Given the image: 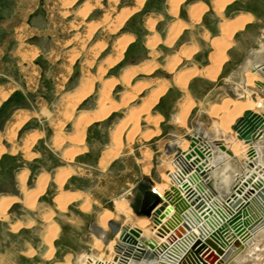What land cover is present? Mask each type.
I'll return each mask as SVG.
<instances>
[{
  "label": "rangeland",
  "instance_id": "obj_1",
  "mask_svg": "<svg viewBox=\"0 0 264 264\" xmlns=\"http://www.w3.org/2000/svg\"><path fill=\"white\" fill-rule=\"evenodd\" d=\"M146 1L148 2V0ZM162 1L163 0H154L151 4L145 2V4H147L145 7H143L144 4L138 11L129 15L121 27L117 30H113V25L109 23L106 25V23L103 22L105 15H110L111 19L115 21L121 13L128 12L136 7V0H40L38 11L40 12L41 19L39 25L41 26L42 34L40 45L41 53L39 58V61L41 60V69L39 71L37 70L38 72L35 73V75L41 83L38 85L39 88L36 92L27 91L26 89L24 91L22 90L6 104L5 113L0 114V125L6 120L8 113L14 111L15 108L32 111L36 110L37 112L40 111V114L38 117L33 118L30 124L26 126V131L20 132L17 129L27 120L28 116L26 115L22 118L18 116V120L14 123L12 128V130L18 131L16 137L10 140L11 138L9 139L6 134L5 138L10 141H15L16 144H22L23 141L21 139H23L24 134L31 128L45 129L48 133H46L47 137L44 136L43 140H37L38 138H36L37 142H41L38 144L35 141L36 143L34 142L30 148L32 157L25 156V154L19 150V152H17L18 154L16 153V155L13 156L14 158H10L6 155L2 156V153L5 152L2 145L6 146V140L2 141L4 135L0 133V147L4 149V151L0 153V198L11 195L20 199L18 203L8 209V219L0 220V264H63L69 259L72 261L75 260L82 251L91 253L97 246V239H95L96 237L92 230L93 225L96 223L100 224V218L105 214L106 210L112 211L115 201L121 199L128 200L130 195L126 194L131 188L135 187L137 180L140 178L143 179V177L154 179L155 171L163 172L167 168L166 164L160 165V163H158L159 154L161 153L156 154V152L158 153V149L163 147L164 141H146L147 138L144 136L148 132H151V135H155L158 134V130L160 131L158 125L162 122V116L155 117L154 107L151 109V115L153 114L152 118L161 117L157 128L152 126L143 116L140 120L139 131L134 137L131 132V138L128 136L126 140L127 133L124 131L122 135L123 145L120 147L118 155L115 158V167L110 165L102 167L101 164L97 166L96 161L106 152L103 147L99 146L97 150H94L90 161L87 159L88 157L85 156H74L72 160H68L66 154L64 157L62 154L68 145H74H61V138L59 140L56 139L58 143H52L49 140L51 131L53 129L56 131L58 130L50 123L51 121L61 123L59 130L62 129V131H64L63 135L65 137L64 139H66L69 133L72 132V126H74L77 117L82 110L85 109V101L88 102V105L92 104V102L97 104L100 92L103 88V83L111 82L113 79H116V73H123L125 69H128L126 64L129 54L136 52L142 53L144 51L148 53L146 48L147 34L143 35V33L138 34L136 32L142 31L143 28H145L143 27L144 25L147 28V26H149L148 22L157 17L156 14L158 13V8ZM191 1L193 0L182 2L180 4L181 11L186 10L187 5ZM242 1L247 2L245 6L247 9L258 7L260 9L262 8V11H264V0ZM256 1L259 2L256 3ZM66 3L67 5H65ZM97 3L98 5L96 8L86 17L82 16L81 12L84 11L85 8H89ZM208 5L212 7L211 4ZM235 8L236 6L226 8L225 14L227 17L224 18V20L218 19V24L224 23L225 20L228 22L229 20L232 21L234 16L238 13L235 11ZM148 12L153 13L148 14ZM205 15L210 18L209 12H206ZM170 20L171 19H167V22L169 23ZM26 21V23L31 24L32 16H29ZM89 24H92V26H88ZM252 27V30H244V27V29L235 33L233 44L228 51L230 56L229 61L224 64L216 81L211 82V80L206 77H194V79L192 78L193 80L189 81L190 84H188L186 92L182 91L179 87L177 88L170 78L167 79L169 81L167 89L177 99V107L179 109L182 108L187 94H189L193 100L194 105L191 109V119L206 123L207 127L212 129L213 122L210 121V116L212 115L211 111L217 108L216 105L223 107L229 96L226 87L222 84V77L238 68L243 58L251 50L259 47L260 39H262L260 37L262 34L264 36V21L262 22L255 19ZM131 32L136 33L134 38L136 44L132 42L129 43L123 51L121 58L117 60L115 64H108L107 60L109 58H118L117 54H119V51L117 50V43L119 40L131 36ZM151 33L153 32L151 31L150 34ZM153 34L150 35L151 38L148 36V41L153 39L155 33ZM219 35H221L220 32L217 33V37H219ZM206 36H208L210 40L214 35L203 21V23L201 22L198 25H193L188 31H185V34L170 46L171 48L165 50L162 44L159 45L156 51L160 55H149L147 59L151 60L155 57L157 62V67L155 68L164 70V59L177 54L182 42L188 37L189 41L192 40V42L188 44L191 45L193 43L194 45V43L197 42L199 44L197 45L198 49L194 51L188 61L184 63L181 62L172 74L174 75L180 70H188L195 66L202 69L208 63V54L213 52L209 40H206ZM28 42L29 41L25 39L24 43ZM160 42H158L156 46ZM99 45L104 47L103 50H99ZM75 54L76 56L74 57ZM35 64L37 63L35 62ZM102 67L105 73L100 71ZM77 72L79 74L85 73L84 76L86 77L95 78L94 89L93 92L77 106L70 107L67 98L75 94V86L77 85L78 87L83 79L81 78V80L79 79L76 82H71V79L74 78ZM24 73L22 72V74ZM102 74L103 78L101 81L99 76ZM121 80L120 83H122ZM147 80L150 79L142 78L140 75L135 76L130 82V87L132 88L136 83H142V81ZM149 82H152L149 86L152 87V85L159 84L161 81ZM123 85L122 83V85L114 88L111 92V98H113L114 101L117 100L116 102H121L123 92L130 89V87ZM144 89L137 95L135 100H132L129 105L125 107L126 109H117L119 110L117 112L119 115L118 119L122 118V111L130 107H135V105L141 103L142 96L149 92L148 89ZM39 96L40 98L37 99L36 97ZM44 110H46L44 113L45 115L43 114ZM67 110L72 114L70 118H66L65 113ZM118 119H115V122H117ZM151 127H154L156 131L150 129ZM88 128L89 127H86L85 135H88V133L86 134ZM154 135L152 138H155ZM232 135L231 133V136ZM87 141L89 143L94 142L91 138H87ZM134 141L135 144H132ZM52 145L54 149L55 147L57 148L53 150L55 153L50 150ZM38 150H40L41 154ZM113 150H116L115 146ZM62 166H71L74 169L72 177L69 179L67 178L68 180L66 179L67 181L63 184L62 190L65 192L66 190L78 192L82 190L83 196L80 198L81 200L79 199L78 201L76 200L70 203L65 211L57 209L54 201L60 194V186L57 181H55L56 184L53 179L50 178L45 190L46 192L37 199L35 208L33 210H28L23 201L24 198L21 185L16 178L18 172L23 169L29 171L26 186L31 189L32 187H36V184L33 183V177L38 174V172L45 170V172L51 174L53 177L59 170H63V168H59ZM83 205H89V208L82 209L81 207ZM52 211V221L56 222L60 226V229L57 239L54 242L55 250L53 257L52 259H48L46 254L49 248L43 239V232L47 229L46 227H48V225L44 217L46 212L48 214V212ZM18 222H21L23 226L21 229L15 231L12 227ZM31 251H33L32 254L30 253ZM101 251L103 252V256H107L102 250V245ZM262 264H264V262H262Z\"/></svg>",
  "mask_w": 264,
  "mask_h": 264
},
{
  "label": "bare ground",
  "instance_id": "obj_2",
  "mask_svg": "<svg viewBox=\"0 0 264 264\" xmlns=\"http://www.w3.org/2000/svg\"><path fill=\"white\" fill-rule=\"evenodd\" d=\"M184 1L168 0V10L176 18V21L169 26V32L165 41V45L168 47L172 46L181 36L182 32L190 27L189 24L180 21L178 18L180 4ZM233 1L208 0V2H212L216 16L223 20L227 17L225 9ZM145 2L147 1L136 0V7L132 8V10L121 13L115 21L111 19L110 15H105L103 22L106 25L107 23L113 25V30H117L122 26L127 17L142 8ZM97 5L98 3L85 8L81 12L82 16L86 17ZM206 9H208V6L204 2L190 5L189 11L192 21L195 23L199 22ZM252 20L253 15L250 13H239V15L232 21L229 20V22L225 20L220 26L221 35L219 37H212L209 40V37L206 36V40H209V44L213 49V52L209 54L210 65L201 70L196 66L188 70H181L173 75V83L181 90L187 92L189 81L194 77L202 76L211 79V81H216L224 64L229 60L228 51L233 44L235 33L244 29L247 23ZM159 22H161V19L150 20L148 22L150 32L155 33L153 39L147 41V47L153 53L156 44L161 41V37L155 31L156 25ZM88 26L91 27L92 24ZM133 40V35L120 39L117 43L118 58H109L107 63L115 64L121 58L126 46L133 42ZM197 45L198 43L195 42L191 48L183 46L176 55L168 58L166 66L168 73L172 74L181 62L184 63V60L191 58L194 51L198 49ZM99 46V50H103L104 47ZM251 51L253 56L247 58L243 65L230 74L224 75L222 84L226 87L229 96L223 107L216 105L217 108L211 111L210 121L213 122L212 129L195 119H191L189 122L194 102L189 94L186 95L187 97L185 96L186 99L180 111V123L178 125L186 128L187 131L185 133L182 132L183 134L179 135V137L177 136L181 153L175 158L162 152L167 159L164 158L163 161L160 160L158 163L160 165L166 164L167 168L161 172V175L157 172L161 178L160 181L152 179V189L170 207L169 212L164 218L159 221H154L151 218H138L135 216L128 200L121 199L115 201L113 210H106L105 214L100 218V224L96 223L93 225L92 230L94 231L95 239H97V246L91 253L82 251L75 260L69 259L63 264H131L132 258L125 260L121 256L117 258L116 243L122 230L114 238L109 239L110 220L118 221L122 226L131 225L132 228H140L145 239L152 242L155 245V249L159 252V259L156 264H182L181 259L199 241L201 243L199 246L201 250L199 253H193L189 264H262L264 262V198L260 196V192L264 187V36L260 39L259 47ZM156 66L157 64L154 61L144 62L140 66H131L126 70L121 81L124 85L130 87V82L135 75H150ZM100 71L104 72L105 70L102 67ZM84 74L81 75L83 79L75 94L67 98L70 107L77 106L93 92L95 78L86 77ZM102 78L103 74L99 76L101 81ZM151 84L152 82H142L134 85L132 88L130 87V89L123 93L121 102H116L111 98V92L120 85L119 79L104 82L97 101L98 109L93 113H87L86 111L83 112L86 114L82 113L83 115L76 122L77 136L73 140L75 142L76 140L82 142L85 137L86 127L90 123L102 121L112 110L128 106L144 88L149 87ZM168 84L169 82L166 80L161 81L158 84V88L151 91V94L142 100L143 102L140 106H135L129 110L126 120L120 124L113 135V143L116 150H113L112 147L107 149L102 160V166H107L111 160L117 157L118 151L122 146V134L126 128L132 125L133 135L138 133L142 116H147L148 122H151L155 126L160 123V117L152 118L151 109L156 106L162 95L166 92ZM247 111H252L263 119V124L256 132V135L259 133V136L250 143L237 137L233 129L238 119L243 117ZM65 115L66 118H70L72 114L67 110ZM50 123L57 129L61 127V123L53 121ZM193 133L194 136L201 140L196 147H192L191 140L185 138L186 134L191 135ZM16 134V130H11L7 134V137L13 140ZM151 134V132H148L144 136L148 139L154 135ZM38 135L35 134L24 139L23 149L27 157H32L30 148ZM197 148L204 153L203 157H200L196 152ZM2 151L4 149L0 147V153ZM194 151L196 153H193ZM73 154L72 152L67 153L68 159L72 158ZM234 158L238 160V167L233 162H229V160ZM219 168H222L223 171L225 170L226 172L224 171V173L226 175L228 174L225 177L228 187L230 184L235 183L233 189L236 194L235 198L223 200L220 195L215 194L205 184L202 172L212 171L216 173L219 171ZM240 171H242L241 174ZM72 174L73 170L67 169L61 170L56 175V181L60 186V194L56 197L55 203L56 207L61 211H65L71 202L79 200L83 196L81 192L73 193L62 190L66 179ZM28 177L29 171L27 169L22 170L18 173L17 181L21 185L23 201L27 209L33 210L37 199L45 192L50 176L44 173L35 177L33 182L36 184V187H32L31 189L26 186ZM217 178V180H223V177ZM190 191L202 196L206 203L202 209H197L189 199L188 194ZM19 200V198L11 195L0 198V220L8 219V209L15 203H18ZM245 203L250 204L247 212L242 215L236 225H230L225 232H222L217 237L218 246L223 249L224 253L233 251L234 242L239 241L240 243L241 247L231 252L229 258H225V254L220 255L217 253L215 248L206 243V239L220 229H223L229 218L237 211V207ZM163 204H160L157 208H160ZM83 208L88 209L89 205L83 206ZM45 214L44 218L48 227L43 232V239L49 248L46 256L48 259H52L55 250L54 242L57 239L60 226L52 221L53 211L48 212V214L46 212ZM185 224L190 225L191 230L185 229ZM22 226L23 224L18 222L12 228L17 231ZM139 241L145 245L144 242ZM101 245L102 250L107 256H103ZM30 253L32 254L33 251Z\"/></svg>",
  "mask_w": 264,
  "mask_h": 264
},
{
  "label": "crops",
  "instance_id": "obj_3",
  "mask_svg": "<svg viewBox=\"0 0 264 264\" xmlns=\"http://www.w3.org/2000/svg\"><path fill=\"white\" fill-rule=\"evenodd\" d=\"M153 2H154V0H150V1L148 0L147 4H151ZM198 2H204L208 6V9L203 13L201 21H199V23H195L192 21V18L190 16L189 6L192 4L198 3ZM252 2H254V1H252ZM258 2L259 1H256V3H258ZM167 3H168V0H163L160 3V6L158 8V13L156 14L157 17L153 19V20L161 19V22H159L156 25V30H155L156 33L161 37V42L155 47V51H154L155 53H152L147 47L148 36L150 37V35L153 33L150 34L149 27L147 26V28H146V26L144 25L143 27H145V28H143L142 31L136 32V33H138V34L143 33V35L147 34L146 35L147 36L146 48L148 50V53L146 51H144L142 53L136 52V53L129 54L128 61L126 64L127 68H129L131 66L132 67L140 66L144 62H150V61L152 62L153 60L157 64L155 57H153L150 60V59H147V56H149V55L159 56L160 54L156 51V48L161 44L164 46L163 48H165V50H167L168 48H171V47H168L167 45H165L164 43L167 39V34L169 32V26L171 25V23L176 21V18L168 10ZM147 4H145L143 7H145ZM208 4L212 5V2L209 3L208 0H193L187 5L186 10L181 11V9H180V11L178 13V18L180 19V21H183L184 23L190 25V27L188 29L183 31L181 36H183V34H185V31H188L193 25H198L201 22L203 23V21L206 23L207 27H209V29H211V31L214 35L213 38L217 37L218 32L221 33L220 26L222 23L218 24V22H217V20L220 18H218L216 16L214 6L212 5V7H213L212 8ZM246 4H247L246 1L244 2L242 0H234L231 4H229L227 6V8L232 7V6H236L235 11H237L238 13L234 16V18L237 15H239V13H247V14L250 13L253 15V20L250 21L249 23H247V25L245 26V29H244V30L249 31L250 29L251 30L253 29L252 25H253L255 19L262 21V22L264 21V11H262V8L260 9L258 7L247 9L245 7ZM39 5H40V0H0V104H1L0 105V107H1L0 108V110H1L0 114L5 113L6 104L8 102H10V100H12V98H14V96L18 95L19 92H21L22 90L24 91L25 89L27 91L36 92L39 88L38 85L41 83L40 80L37 79V77L35 75V73H37L41 69V60L39 61V58H40V53H41V50H40L41 46L40 45H41V35L42 34H41V26L39 25V21L41 19L40 18V12L38 11ZM243 9H245V10H243ZM206 12H209L210 18L206 17V15H205ZM152 13L153 12H148V14H152ZM29 16H32V23L31 24L26 23L27 22L26 19H28ZM167 19L168 20L171 19L169 21V23L167 22ZM220 20H222V19H220ZM136 33L131 32V35H133L135 38ZM262 36H263V34L261 35L260 38H263ZM25 39H27L29 42L24 43ZM189 42L191 43L192 40L189 41L188 37H186L184 42H182L181 46L179 47L178 51H180V49L183 46H190L191 47L193 45V43L191 45H189L188 44ZM132 43L136 44L135 39ZM172 56H174V55H172ZM167 59L168 58L164 59V63H165V65L163 66L164 70H158V68H155L154 72L150 75L137 74L135 76L140 75L142 78L150 79V80L142 81V82L165 81V80L168 81L167 80L168 78H170L171 81L173 82V77H174L173 74H169L168 71L166 70ZM186 61H188V60H184V62H186ZM35 62L37 64H35ZM209 65H210V60H209V54H208V63L204 67L209 66ZM198 69L201 70L200 68H198ZM157 70L159 73L157 72ZM22 72L23 73L25 72V73L22 74ZM125 72H126V69L123 73H120V72L116 73L117 74L116 79H119V81H120ZM82 74L83 73L79 74L77 72L76 75L74 76V78L71 79V82L72 81L76 82L77 80H79L81 78ZM199 77H202V76H199ZM223 77H222V79H223ZM195 78H197V77H195ZM193 79H191V80H193ZM207 79H209V78H207ZM209 80H211V79H209ZM122 83H120V85H122ZM79 86H80V84H79ZM75 87H76L75 88V90H76L78 87H77V85ZM156 88H158V84L152 85V87L145 88V89H148L149 92L145 93L141 99L143 100L145 97L149 96V94H151V90L152 89L154 90ZM124 92H126V91H124ZM36 98L38 99V98H40V96L36 97ZM142 102L143 101H141V103H139L135 106H140L142 104ZM177 105H178L177 99L167 89V92H165V94L162 95V97L159 100V102L157 103V105L153 108V110L156 114L155 117L162 116V118L160 117L162 122L160 125H158V127L160 128V131H159L160 133L158 132V134L154 135L155 138L151 137L149 139H146V141H151V140L152 141L153 140L154 141L159 140L162 142L164 141L165 142L164 147H165V145L167 143H169L168 137L170 135L174 134L175 136L179 137V135H181L180 133H182V132L185 133L187 131L186 128L180 127L178 125L180 123L179 116H180V111L182 108L179 109L177 107ZM121 108L122 109H119V110L126 109L125 107H121ZM97 109H98V102H97V104H94V102H92V104L88 105V102L85 101V109L82 110L81 114H79V116L76 119V122L81 115L86 114L83 112L86 111L87 113H93ZM128 109L130 110L131 107ZM128 109L125 111H122L123 115L121 116L122 117L121 119H118L119 115L117 114V112L119 110L115 109V110H112V113L110 115H108L107 118L103 119L102 121H96V122L93 121L92 123H90L87 126V127H89L87 130L88 132H86V134L88 133V135H85L84 140L82 142L77 141V140L75 142V140H73V138H75L77 136L76 122H75L74 126H72V128H73L72 132L69 133V136L66 139H64L65 138L63 135L64 131H60L62 133L61 134L59 132V129L57 131L55 129H53L51 131V135H50L49 140L52 143H54V142L56 143L57 142L56 139L59 140L61 138V140H62L61 145H64V144H66V145L67 144H73L74 145V146L68 145V147L65 148L64 153L62 154L63 157L66 154V157L68 158L67 153H70V152L74 153L73 157L69 158L68 160H72L74 158V156H79V157L85 156V157H88L87 159L90 161V159L93 156L94 150H97V148L99 146L103 147L105 151H107V148L110 145H112L111 147H112V149H114L115 144L113 145V135H114L116 129L120 126V124H122V122H124L126 120V117L128 115V112H129ZM44 113L45 112L43 111V114ZM39 114H40V111L37 112L36 110L32 111V110H25V109H20V108H15L14 111H12L11 113H8L6 120L3 121L0 125V133L4 135L2 141L6 140V146L2 145V141H1V145L5 149V152L2 153L3 154L2 156L6 155L10 158H14L13 156H15L16 153L19 152V150L25 154L23 147H24V139L26 137H30V136H33L35 134H39L37 136V138H38L37 140H39V139L43 140L44 136H46V133H48V132L45 129H36V128L35 129L31 128L30 130H28L24 134L23 139H21L23 141L22 144H16L15 141H10L7 138H5V135L10 133V131L12 130V128L14 126L13 124L17 120L18 116H21V118L25 117L26 115L28 116L27 120H25L23 122V124L17 129L20 132H24V131H26L25 130L26 126H28L30 124V122L33 120V118L38 117ZM151 116H153V114ZM144 118L147 119V116H144ZM115 119H118V121L115 122ZM190 119L191 118H189V121H190ZM149 123H151V122H149ZM151 125L157 128V126H155L154 124L151 123ZM154 127L153 128L151 127L150 129L156 131V129ZM124 131H126V133H127L126 134V140H127L128 136H130V138H131L132 125L129 126L128 128H126ZM145 132H146V130H145ZM48 136H49V134H48ZM133 137H134V135H133ZM87 138L93 139L94 142L89 143L87 141ZM40 142L41 141H38L37 143L39 144ZM122 143H123V140H122ZM132 144H135V141ZM56 149H57L56 147L54 149L53 145H52V147H50V150H52V151L56 150ZM38 151L41 154L40 150H38ZM105 153H104V155H105ZM104 155L102 157H100L98 161H96L97 166H100V164L102 166V160H103ZM25 156H26V154H25ZM115 161H116V159L114 158L113 160H111V162L108 165L115 167V165H116ZM4 162H5V160H4ZM102 167H104V166H102ZM59 168H63V170L72 169L74 172V169L71 166L70 167H63L62 166ZM23 170H25V169H23ZM61 170H59V172ZM59 172H57V173H59ZM44 173L48 174L50 176L49 179L51 178V179H53L54 182L56 181L57 173H55L52 177L51 174L45 172V170H43L42 172H38V174H36L33 177V179H35V177L43 175ZM72 175L69 176L68 179L71 178ZM17 176H18V174H17ZM17 176H16V178H17ZM143 178H145V177H143ZM141 179L142 178L137 180L135 184L137 185L138 182L141 181ZM69 191L73 192V193L74 192L78 193V191L66 190V192H69ZM80 192L83 193L82 190H80ZM53 201H54V199H53ZM54 203H55V201H54ZM71 203H73V202H71ZM83 206L81 207L82 209H83ZM84 212H88V211H84Z\"/></svg>",
  "mask_w": 264,
  "mask_h": 264
},
{
  "label": "water",
  "instance_id": "obj_4",
  "mask_svg": "<svg viewBox=\"0 0 264 264\" xmlns=\"http://www.w3.org/2000/svg\"><path fill=\"white\" fill-rule=\"evenodd\" d=\"M250 56H253L252 51H250L243 58V60L239 64V67L243 65V63L246 62L247 58H249ZM262 121L263 119L259 115L253 113L252 111H247L243 117L238 119L237 123L233 126V129L236 132L237 137L244 140L245 142L250 143L253 141V139H256L259 136V133L256 135V132L258 128L263 124ZM185 138L191 140L192 147H196V145L201 141L198 137L194 136V133L191 135L186 134ZM168 139L169 143L165 145L163 153L165 155H172L177 158L181 153L178 138L177 136L172 134L168 137ZM196 152L200 157L204 156V153L198 148L196 149ZM196 152L194 151L193 153ZM229 162H233L237 167L239 165L238 160L235 158L229 160ZM218 170L219 171L216 173L212 171L202 172V178L204 179L205 184L215 194L220 195L223 200L235 198L236 194L233 190L235 187V183L230 184L228 187L227 182H225V177L228 176V174L226 175L224 173L225 170L223 171L222 168H219ZM241 173L242 171H240V174ZM221 176L223 177V180H217V177L222 178ZM154 179L157 181L161 180L159 174L156 171L154 172ZM152 183L153 180L151 178L141 179V181H139L136 185V188L134 189L132 194L129 196L128 200L136 217L151 218L154 221H159L164 218V216L169 212L170 207L164 201V199L152 189ZM188 196L197 209H202L205 206L206 203L200 194L190 191ZM260 196L264 198V187L260 192ZM162 203L164 204L160 208H157ZM249 205L246 203L244 205H239L237 207V211L229 218V220L224 225V228L220 229L218 232H215L214 235L206 239V243L215 248L217 250V253H219L220 255L225 254V258H229L231 252L241 247L240 243L239 241L234 242L233 251L224 253L223 249L218 246L217 237L222 232H225L230 225H236L242 215L247 212V208L249 207ZM109 226V239L114 238L122 230L121 235L116 243L117 258L120 256L124 260L132 258L131 264H156L158 262L159 252L155 249V245L152 242H150L148 239H145L140 228H132L131 225L122 226L120 222L115 220H110ZM184 228L187 230H191V226L188 224H185ZM139 240L144 242L146 246L141 244ZM200 244L201 243L199 241L191 247L190 251H188L186 255H184V257L181 259L182 264H189L193 253L200 252ZM147 245H149V247H147Z\"/></svg>",
  "mask_w": 264,
  "mask_h": 264
},
{
  "label": "flooded vegetation",
  "instance_id": "obj_5",
  "mask_svg": "<svg viewBox=\"0 0 264 264\" xmlns=\"http://www.w3.org/2000/svg\"><path fill=\"white\" fill-rule=\"evenodd\" d=\"M262 41V40H261ZM196 120V119H195ZM196 121H198V120H196ZM200 122V121H199ZM201 123H203V122H201ZM203 124H205L206 126H207V124L206 123H203ZM164 144H165V142H164ZM164 144H163V147L162 148H159L158 149V153L156 152V154H159V153H161V154H159V160L158 161H160V160H164V158L166 157L162 152L164 151ZM112 145H110V146H108V148L107 149H109L110 147H111ZM166 159H167V157H166ZM165 159V160H166ZM160 175L162 174L161 172H159V171H157ZM33 181H34V179H33ZM34 183V182H33ZM136 188V185H135V187L134 188H131L130 189V191H128L127 192V194L126 195H131L132 194V192L134 191V189Z\"/></svg>",
  "mask_w": 264,
  "mask_h": 264
}]
</instances>
